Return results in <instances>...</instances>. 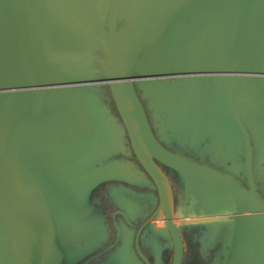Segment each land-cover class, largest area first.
Returning a JSON list of instances; mask_svg holds the SVG:
<instances>
[{"label": "water", "instance_id": "water-1", "mask_svg": "<svg viewBox=\"0 0 264 264\" xmlns=\"http://www.w3.org/2000/svg\"><path fill=\"white\" fill-rule=\"evenodd\" d=\"M89 263L264 264V0H0V264Z\"/></svg>", "mask_w": 264, "mask_h": 264}, {"label": "flooded vegetation", "instance_id": "flooded-vegetation-1", "mask_svg": "<svg viewBox=\"0 0 264 264\" xmlns=\"http://www.w3.org/2000/svg\"><path fill=\"white\" fill-rule=\"evenodd\" d=\"M106 248H107V247L100 248V251L105 250ZM107 253H108V251L102 253V254L99 256V259L102 258L103 256H105ZM89 264H90V263H89Z\"/></svg>", "mask_w": 264, "mask_h": 264}]
</instances>
